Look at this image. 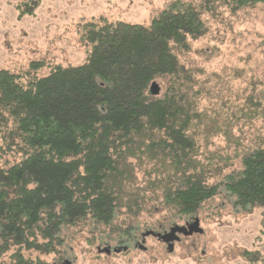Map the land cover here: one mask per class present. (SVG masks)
Instances as JSON below:
<instances>
[{
  "label": "trees",
  "instance_id": "1",
  "mask_svg": "<svg viewBox=\"0 0 264 264\" xmlns=\"http://www.w3.org/2000/svg\"><path fill=\"white\" fill-rule=\"evenodd\" d=\"M27 1L14 5L21 16L41 0ZM203 1L196 7L175 1L148 27L90 25L80 66L43 76L0 70V257L11 252L9 264H46L42 255L72 264V237L81 231L89 248L125 241L119 254L106 256L116 258L133 249L129 242L138 228L127 227L141 212L150 216L148 210L161 208L193 216L220 194L234 209H264L263 141L249 140L247 151L237 148L240 167L225 175L214 174L226 167L217 152L216 160H194L213 138L234 149L232 127L264 119V95L253 93L257 104L246 114L247 99L238 107V95L210 84L209 78L218 85L220 77L208 76L205 64L218 48L193 46L209 35V20L223 9L264 7V0ZM153 83L157 95L149 94ZM144 165L150 169L140 188L135 170ZM208 173L216 177L210 184Z\"/></svg>",
  "mask_w": 264,
  "mask_h": 264
},
{
  "label": "rangeland",
  "instance_id": "2",
  "mask_svg": "<svg viewBox=\"0 0 264 264\" xmlns=\"http://www.w3.org/2000/svg\"><path fill=\"white\" fill-rule=\"evenodd\" d=\"M19 1L28 2L0 0V70H33V73L39 76L47 75L56 67L82 65L86 60V50L89 48L86 35L92 30L90 25H101L107 21L111 24L123 23L148 27L161 10L175 1L189 3L195 7L204 2L203 0H41L33 13L24 12L21 16L20 11L14 9V5ZM28 5H22V9L30 8L31 4ZM223 10L221 15L209 20V35L193 46L198 45L200 49L205 50L207 45H210V48H218L205 64L208 76L215 74L220 77V80H217L218 85L213 81L216 79L209 78L210 84L216 92L222 91L228 96L238 95V107L240 104L243 106L247 99L245 106L247 114L257 104L256 94L261 91L264 95V7L258 6L235 13ZM225 81H228L230 88ZM253 93L257 98L251 97ZM239 122L231 131V135L237 139L234 149L231 147L227 150L222 137L213 138L207 152L202 147H198L197 154L203 153V156H195L194 160L202 163L203 158H213L212 154L215 155L217 152L224 159L226 167L214 174L225 175L232 169H238L241 157L239 158L234 151L237 148L247 151L249 140L264 142V119L248 120L246 126L244 122ZM130 161L135 164L134 160ZM214 163L219 164L215 161ZM146 167L147 165H144L135 170L140 188L144 187V174L150 169ZM211 176L213 175L208 173L206 183L210 184L216 179ZM151 178L155 176L151 174ZM149 196L146 193V197ZM149 206L150 204H146V209ZM148 212L150 216L143 211L140 213V218L132 220L128 225V231L134 227L138 228L133 231L134 233L132 232V240L128 241L133 249L116 258H106L108 254L105 251L120 249L119 247L126 245L125 241H111L103 245L97 241L89 248L84 241L85 231L74 234L72 237L74 241L70 245L75 256L72 264L264 263L263 208H252L249 211L234 209L227 197L220 194L204 202L193 216L179 217L161 208ZM195 219H198V228L202 232L180 236L171 252L156 238L143 237L148 230L164 234L171 227L181 228L187 221ZM96 236L98 235H91V238ZM139 245L145 248L144 252L139 251ZM252 252L255 253L246 255ZM10 254L11 252L2 255L0 264H9ZM40 259L46 264L53 262L56 264L52 256L42 255Z\"/></svg>",
  "mask_w": 264,
  "mask_h": 264
},
{
  "label": "flooded vegetation",
  "instance_id": "3",
  "mask_svg": "<svg viewBox=\"0 0 264 264\" xmlns=\"http://www.w3.org/2000/svg\"><path fill=\"white\" fill-rule=\"evenodd\" d=\"M195 222L196 220L187 221L183 227L171 228L173 230L170 229L169 231L164 232V234L156 233V232L150 233V234L151 236H154V238L156 239L158 238V240L160 239L163 242V245H165L166 248L171 252L173 250L174 244L177 241H179V237L188 233L189 232L188 230L193 231L191 235L197 234L196 231L198 230V226L195 224ZM177 232H180V233H177ZM150 234L148 233L144 236L147 237ZM170 239H177V240H170Z\"/></svg>",
  "mask_w": 264,
  "mask_h": 264
},
{
  "label": "water",
  "instance_id": "4",
  "mask_svg": "<svg viewBox=\"0 0 264 264\" xmlns=\"http://www.w3.org/2000/svg\"><path fill=\"white\" fill-rule=\"evenodd\" d=\"M159 87L156 83H153L150 88H149V94L150 95H157L159 93ZM195 224L198 226V221L196 220ZM189 232L186 233L185 235H191L193 233V231L188 230ZM197 233H201L202 231L198 228V230L196 231ZM180 233V232H177ZM170 240H177V239H170ZM141 248V246H139ZM108 255L112 252V253H119L120 249H112V250H107L105 251Z\"/></svg>",
  "mask_w": 264,
  "mask_h": 264
}]
</instances>
